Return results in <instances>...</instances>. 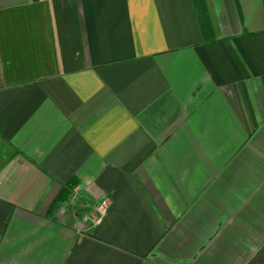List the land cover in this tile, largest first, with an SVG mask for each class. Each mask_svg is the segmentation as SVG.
I'll list each match as a JSON object with an SVG mask.
<instances>
[{"label":"crops","instance_id":"crops-1","mask_svg":"<svg viewBox=\"0 0 264 264\" xmlns=\"http://www.w3.org/2000/svg\"><path fill=\"white\" fill-rule=\"evenodd\" d=\"M4 147L0 264H264V0H0Z\"/></svg>","mask_w":264,"mask_h":264},{"label":"built area","instance_id":"built-area-1","mask_svg":"<svg viewBox=\"0 0 264 264\" xmlns=\"http://www.w3.org/2000/svg\"><path fill=\"white\" fill-rule=\"evenodd\" d=\"M106 209H107L106 205L98 208V213L100 214V216H103L106 213Z\"/></svg>","mask_w":264,"mask_h":264},{"label":"rangeland","instance_id":"rangeland-1","mask_svg":"<svg viewBox=\"0 0 264 264\" xmlns=\"http://www.w3.org/2000/svg\"><path fill=\"white\" fill-rule=\"evenodd\" d=\"M2 149L0 148V156L4 153V155L9 156L10 155V150H8L6 147L3 148V152L1 151Z\"/></svg>","mask_w":264,"mask_h":264},{"label":"trees","instance_id":"trees-1","mask_svg":"<svg viewBox=\"0 0 264 264\" xmlns=\"http://www.w3.org/2000/svg\"><path fill=\"white\" fill-rule=\"evenodd\" d=\"M75 185V182H70L69 184H68V187L70 188V187H72V186H74Z\"/></svg>","mask_w":264,"mask_h":264}]
</instances>
